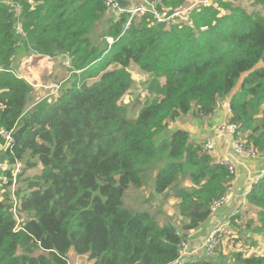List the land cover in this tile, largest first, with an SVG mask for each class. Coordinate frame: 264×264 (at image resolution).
<instances>
[{"label":"trees","instance_id":"16d2710c","mask_svg":"<svg viewBox=\"0 0 264 264\" xmlns=\"http://www.w3.org/2000/svg\"><path fill=\"white\" fill-rule=\"evenodd\" d=\"M154 2L172 11L186 0ZM110 11L105 0H0V161L10 166L0 179V264H69L70 249L92 264L176 262L188 232L211 217L234 175L189 130L170 128L179 117H213L227 97L228 121L264 156V66L255 68L264 57V0L201 3L171 24L145 13L125 31L127 16ZM23 52L68 55L75 76L58 97L29 106L33 85L14 63ZM133 66L152 76L134 117L121 104ZM19 162L25 168L15 182ZM39 163L41 174L27 176ZM187 178L192 185L183 186ZM151 179L156 192H176L183 233L125 205L128 187ZM247 200L245 227L264 234V176ZM182 264H264V254L218 251Z\"/></svg>","mask_w":264,"mask_h":264},{"label":"crops","instance_id":"0c3cea01","mask_svg":"<svg viewBox=\"0 0 264 264\" xmlns=\"http://www.w3.org/2000/svg\"><path fill=\"white\" fill-rule=\"evenodd\" d=\"M39 55L41 54H36L35 56L38 57ZM23 57L25 56L19 55V57L15 59V69H19V67L22 66L24 60L22 59ZM21 59L22 61L20 62ZM28 61L29 60L27 57V59L24 61V64ZM262 66H264V64ZM49 74H52V72H49ZM20 76L26 78L24 73ZM32 85L40 87L48 86V84L42 85L41 83H32ZM36 89L39 90V88L36 87L34 91ZM237 89L238 88L236 87L233 93ZM42 92L43 90L41 89L40 93ZM48 96L49 93L42 97ZM230 100L231 96L224 99L219 105L216 114L211 118L197 119L179 117L175 122L172 123L170 128L176 129L183 127L189 130L191 138L198 143L211 140L214 143V148L211 149L210 152L216 162H218L220 159H223L236 163V172L230 182L229 193L231 196L229 201L223 207H220L215 213H213L207 221L188 232L183 256L190 257L200 255L202 246L207 236L210 234L212 228L216 224L228 220V218H230L232 225L229 228L230 233L228 235H224L222 240V252L224 254H229L231 252H235V250H244L247 255L255 253L260 255L264 254V234H257L246 229L245 226L248 218L246 215H244V213L250 212V204L247 200V194L252 189L256 178L259 175L264 174V156L259 154L250 155L239 153L233 144L231 135L228 132L219 131L220 125L223 122H227L229 120V116L231 115ZM184 180L182 183L183 186L192 185V182L189 178ZM144 189L145 188L143 186L137 190H131L130 185L124 195L125 205L132 210L149 211L160 223L169 216L171 217L170 219L168 218V222L174 221L178 223V220L181 217L178 215L177 203L179 202V199L175 194L176 192L167 191L166 193H158L155 191V189H150L149 191H144ZM142 193L146 194L145 198L148 196H152V198H154L152 200V204L149 205L150 207L148 208L136 207V199L139 195H142ZM251 214L256 221L257 213L255 211H251ZM159 215H161V218L158 217ZM238 215L239 217H236L233 223L232 218ZM69 264H92V261L88 259L87 254L80 255L73 249H70Z\"/></svg>","mask_w":264,"mask_h":264},{"label":"rangeland","instance_id":"374dc122","mask_svg":"<svg viewBox=\"0 0 264 264\" xmlns=\"http://www.w3.org/2000/svg\"><path fill=\"white\" fill-rule=\"evenodd\" d=\"M244 2L245 3L248 2L250 4V0H244ZM194 3H196V4L201 3V0H186L184 7H188ZM110 13L115 14L113 11H110ZM189 17H190V15H189ZM188 18H182V19H179V21L184 22L183 20H188ZM169 24H171V23H169ZM99 29H97L93 32V39H95L96 41H99V37H98V35L100 34ZM17 30H22L20 25L17 27ZM19 42H21V41H19ZM36 54H38V53L23 52L22 54H20V55H24L25 57L22 58V59H24L22 66H20L19 69L16 70L17 72H19L21 74L24 73V75L26 76V79L30 83H33V84L41 83L42 85L48 84L47 87L33 86V89L38 87L39 90L36 89L29 96V106L33 105L38 100H42L45 98H56V97H58L60 92L62 91L63 87L66 84H68L73 79V77L75 76V72L71 71V69H70V67H71L70 56L60 55V56H56V57H50L48 55L41 56L42 55L41 54L38 57H36L35 56ZM18 57L19 56H17V58ZM27 57H28L29 61L24 64V61L27 59ZM22 59L20 60V62L22 61ZM68 60L70 61V64L68 63ZM263 64H264V57H262L260 59V61L255 66V68H259ZM129 70H130L132 77L134 79V84L131 87L130 91L124 95V97L121 101V104L127 108L128 115L134 117L136 115V113L138 112V110L143 105L142 101H144L143 98L148 93L147 92V85L151 81L152 76L144 73L143 71H140L138 68H136V66L130 67ZM49 72H52V74H49ZM248 73L249 72H244L242 74V76L240 77L239 82L236 86L237 88L240 87L244 77ZM93 80H95V79H91L90 81L92 82ZM240 81H241V83H240ZM41 89L43 90L42 93H40ZM47 93H49L48 97H42ZM185 118H187V117H185ZM169 134L170 133L164 132L161 135H158L157 137H155V141L157 143H159L164 137H166ZM4 166H6V168L10 167L9 163L6 160L4 161ZM23 168H25L24 162H19L16 164V166L13 167V174H14L15 182H16L17 174L20 173V171ZM42 168H43V165L41 163H39L38 165H36L33 168L26 169V175L32 176V177L36 176V175H40L42 172ZM2 175H3V178H5V179H2L1 181L5 182L6 181V177H5L6 175H5L3 170H2ZM184 183H185V180H184ZM144 185H145L144 191H147V190L149 191L150 189H155V187H154L155 186V180L151 179ZM15 187H16V184H13L10 187V190L13 191V189ZM138 188H140V187H136L134 185H131V190H137ZM5 191H6V189L3 188L2 184L0 183V198L3 197V194ZM145 196H146L145 193L144 194L142 193V195L138 196V198L136 199V207H139V208L150 207L149 205L152 204V200L154 198H152V196H148L145 198ZM145 211H147V210H145ZM158 217L161 218V215H159ZM170 217L171 216H169L168 218L170 219ZM20 218L23 219L21 215H20ZM168 218L167 219L165 218V220L163 222H161L162 225L163 224L165 225L168 223V221H167ZM175 225H177V224L175 223ZM229 233H230V231L228 230L225 233V235H228ZM222 240H223V237H222ZM243 249H245V248H243ZM235 251H237V250H235ZM242 251L244 252V250H242ZM219 252H222V246H221ZM246 252H248V251H246Z\"/></svg>","mask_w":264,"mask_h":264},{"label":"built area","instance_id":"2783aa9c","mask_svg":"<svg viewBox=\"0 0 264 264\" xmlns=\"http://www.w3.org/2000/svg\"><path fill=\"white\" fill-rule=\"evenodd\" d=\"M131 1L129 6H123L120 1L118 0H105L107 6L113 11L115 14L119 15H126L127 20L124 26V31L129 28L132 21L145 13H151L157 22L166 24L169 23H176L179 19L188 18L191 10L196 7L198 4H207L213 2V0H201V3H194L188 7H183L180 9L170 11L168 8L158 9L157 4L154 0H129ZM107 43L112 45L115 42V38L113 36L106 37ZM69 63V60H68ZM220 132H228L233 140V144L236 150L242 154H250V155H257V153L245 146V141H242L239 138L240 130L238 123L235 122H223L219 128ZM6 136V147L9 145V141L11 139V133L5 134ZM203 149L206 151H210L214 148V143L211 140L202 142ZM5 145V144H4ZM4 145L0 146V151L5 147ZM222 163L226 164L230 170L231 174H235L236 172V163L230 162L227 160L220 159ZM6 166L4 163L0 161V179H3L2 170H4ZM263 175H259L256 178L255 182H258ZM230 186L228 192L221 196L220 198L213 201L211 204L212 213H215L220 207H223L230 199ZM232 225L230 218L225 220L221 223L216 224L210 234L207 236L201 252L200 256H213L216 252H218L222 246V237L224 238L225 233L229 230L230 226ZM186 247V241L182 243L181 254H184V248Z\"/></svg>","mask_w":264,"mask_h":264},{"label":"water","instance_id":"95a60500","mask_svg":"<svg viewBox=\"0 0 264 264\" xmlns=\"http://www.w3.org/2000/svg\"><path fill=\"white\" fill-rule=\"evenodd\" d=\"M118 1H120V3L123 6H129L131 3V1H129V0H118ZM172 224L175 225L174 221H172ZM175 226L177 227V231L179 234L183 233V230L178 225H175ZM185 258H186V256H181L176 262L171 263V264H182Z\"/></svg>","mask_w":264,"mask_h":264},{"label":"clouds","instance_id":"9594fccd","mask_svg":"<svg viewBox=\"0 0 264 264\" xmlns=\"http://www.w3.org/2000/svg\"><path fill=\"white\" fill-rule=\"evenodd\" d=\"M212 214H213V213H212ZM183 255H184V254H183ZM183 255L181 254V256H183ZM181 256H180V257H181ZM186 257H187V256H186Z\"/></svg>","mask_w":264,"mask_h":264}]
</instances>
